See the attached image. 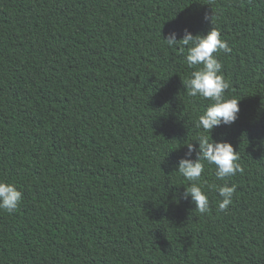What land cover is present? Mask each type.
Returning <instances> with one entry per match:
<instances>
[{
    "label": "trees",
    "instance_id": "obj_1",
    "mask_svg": "<svg viewBox=\"0 0 264 264\" xmlns=\"http://www.w3.org/2000/svg\"><path fill=\"white\" fill-rule=\"evenodd\" d=\"M205 14L240 100L211 138L244 171L218 180L205 161L190 182L177 166L212 102L187 95L201 66L163 39L206 35ZM0 181L23 193L0 210V264H264V0H0Z\"/></svg>",
    "mask_w": 264,
    "mask_h": 264
},
{
    "label": "clouds",
    "instance_id": "obj_2",
    "mask_svg": "<svg viewBox=\"0 0 264 264\" xmlns=\"http://www.w3.org/2000/svg\"><path fill=\"white\" fill-rule=\"evenodd\" d=\"M204 19L210 21L212 27L206 34L193 35L188 29H184L183 37L177 39L178 33L173 31L163 40L169 47L178 46L183 54L186 51V63L189 68L199 67L191 73L189 79L184 82L187 95L196 98L201 97L212 103L206 111L199 116L196 128L203 129L208 135H200L196 144L187 143V152L179 160L178 172L188 181H197L201 178L205 169L204 162L215 165L218 180H226L237 173H243L240 164L239 152L234 150L231 143L216 142L211 138V132L220 125H231L238 118L239 101L237 99H225V92L229 83L222 74V63L217 59L219 52L231 53L228 43L221 38V34L213 26L212 16L205 14ZM210 137V138H209ZM198 145V147H197ZM193 153L195 158L193 159ZM219 196L218 210L224 212L232 204L236 186L215 185ZM185 198H191L195 210L200 214L210 211V202L207 193L197 183H191L185 187ZM23 199L22 191L9 182L0 181V210L9 213L18 209Z\"/></svg>",
    "mask_w": 264,
    "mask_h": 264
}]
</instances>
